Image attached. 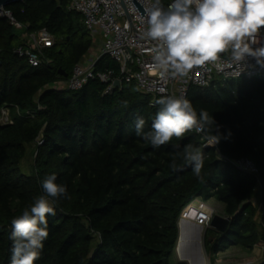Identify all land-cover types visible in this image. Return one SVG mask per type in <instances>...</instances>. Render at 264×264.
I'll list each match as a JSON object with an SVG mask.
<instances>
[{"label":"trees","instance_id":"trees-1","mask_svg":"<svg viewBox=\"0 0 264 264\" xmlns=\"http://www.w3.org/2000/svg\"><path fill=\"white\" fill-rule=\"evenodd\" d=\"M69 2L5 6L26 26L23 31L0 17V107L10 108L13 118L12 124H0V264H10L11 219L43 194L40 181L52 173L71 199L61 198L56 215L47 217L49 236L35 264H172L178 220L196 199L222 203L229 219L225 232L207 229L204 245L212 258L235 246L252 252L260 244L264 258V76L190 85L186 94L197 112L205 109L214 117L221 155L251 160L257 176L204 147L194 132L154 148L135 135L134 122L142 116L149 130L159 106L124 82L110 57L101 56L94 66L121 80L110 92L97 78L75 91L50 88L70 77L93 44ZM41 28L55 38L47 50L51 63L32 67L16 50L25 42L23 33ZM123 100L129 102L126 109L120 107ZM189 143L204 152L203 182L179 159L177 170L168 166ZM32 145L26 173L22 162Z\"/></svg>","mask_w":264,"mask_h":264},{"label":"clouds","instance_id":"clouds-1","mask_svg":"<svg viewBox=\"0 0 264 264\" xmlns=\"http://www.w3.org/2000/svg\"><path fill=\"white\" fill-rule=\"evenodd\" d=\"M144 36L155 42L151 49L154 73L172 78H188L195 68H220L223 54L241 65L248 57L264 68V0H148L144 6ZM123 100L120 107L126 109ZM159 110L149 130L146 120L137 117L135 135L154 148L180 140L194 132L208 141V146L220 142L219 126L205 109L199 112L183 95H162L155 100ZM179 147V145H173ZM192 166L194 176L201 175L205 155L201 147L191 143L173 156L170 169L177 170V160ZM55 173L41 181L43 194L10 221V264H35L40 259L48 238L49 215H56L55 205L61 198L71 199L67 186L58 184Z\"/></svg>","mask_w":264,"mask_h":264},{"label":"built area","instance_id":"built-area-1","mask_svg":"<svg viewBox=\"0 0 264 264\" xmlns=\"http://www.w3.org/2000/svg\"><path fill=\"white\" fill-rule=\"evenodd\" d=\"M144 8L148 0H137ZM171 0L162 3L166 6ZM68 10L78 13L82 17L83 24L94 39H100L99 55L95 60L84 64L83 61L75 65L70 77L58 81L50 86L55 90L75 91L83 87L89 80L99 79L107 84L106 93L116 87L112 73L95 72L94 66L97 60L106 55L119 65L122 79L126 83H133L143 94L151 96V105L155 103L157 96L183 95L186 97L190 85L205 87L216 80L221 82L229 79L253 78L264 76V68L257 65L254 58L248 57L241 65L230 61L228 54H223L220 68L212 67L211 71L206 68H195L188 78H172L170 75L161 76L153 71L151 49L155 42L144 36L146 23L131 0H70ZM0 17L6 18L10 25L16 30L23 31L26 26L16 20L11 11L5 7L0 8ZM25 42L16 50L24 56L32 67H39L51 63L47 50L54 46L55 38L46 29L23 33ZM264 39V34H262ZM84 60V59H83ZM16 113L20 115L18 109ZM28 117L33 119L34 115L28 112ZM13 123L10 108L0 107V124ZM203 146L213 148L218 155L230 162L236 168L258 175L256 165L249 159H227L221 155L218 144L208 146V141L200 135ZM40 143V142H38ZM196 201V202H194ZM187 205L181 212L178 220L204 225L208 228L216 210L208 202L196 199Z\"/></svg>","mask_w":264,"mask_h":264},{"label":"rangeland","instance_id":"rangeland-1","mask_svg":"<svg viewBox=\"0 0 264 264\" xmlns=\"http://www.w3.org/2000/svg\"><path fill=\"white\" fill-rule=\"evenodd\" d=\"M100 39H94L92 47L90 48L87 56L84 58L83 63L87 64L90 61L95 60V58L99 55L100 50ZM34 145L30 147V151L27 153L25 159L22 162V169L24 172L28 173L30 171L31 165L33 163V151ZM259 198L255 196L254 202L258 204ZM196 202V201H194ZM217 214L223 215L219 211H216ZM191 225H195L201 229L202 235V256L204 257L206 264H261L263 263L262 256V244L257 245L252 252H246L245 250L235 247L226 252L218 253L214 258L211 257L210 254L205 250V240L209 237L207 234L208 227L204 225H199L192 223ZM214 231H216L214 229ZM172 264H190L187 260L181 258L179 251L175 252L172 256Z\"/></svg>","mask_w":264,"mask_h":264},{"label":"water","instance_id":"water-1","mask_svg":"<svg viewBox=\"0 0 264 264\" xmlns=\"http://www.w3.org/2000/svg\"><path fill=\"white\" fill-rule=\"evenodd\" d=\"M18 1H22V0H0V8L1 7H5L9 4L18 2ZM133 2V4L135 5V7L137 8V10L139 11L140 15L142 17H144V8L143 6L137 1V0H131ZM58 73L63 75L64 77H67V74L62 71L61 69L58 70ZM115 85L119 86L120 83L119 81H115ZM192 222L188 221V225H187V230L189 233H191L193 231V229L195 228V225H191ZM229 224V219L227 217H225L224 215H220V214H215L211 220L210 226L215 229L218 232H225L227 227ZM198 238V242L197 239ZM180 240H181V228L179 227V237H178V241H177V246H176V251L178 252L179 247H180ZM193 241V242H191ZM195 241V242H194ZM203 248L202 245V235L197 234L196 232L193 233V240L190 239L189 241H187V243H185V245H183V250L184 253L191 257V256H196V258L202 256L201 250ZM164 264H165V260H163Z\"/></svg>","mask_w":264,"mask_h":264},{"label":"bare ground","instance_id":"bare-ground-1","mask_svg":"<svg viewBox=\"0 0 264 264\" xmlns=\"http://www.w3.org/2000/svg\"><path fill=\"white\" fill-rule=\"evenodd\" d=\"M187 225H188V221L187 220H183L181 221V224H180V228H181V240H180V247H179V254L181 256V258L187 260L190 264H206V261L204 259L203 256H200L198 258H196V256H187L185 253H184V250H183V245H185V243H187V241H189L190 239L193 240V233H197V234H200L201 233V229L199 227H196L194 226L195 228L193 229V231L191 233H189L187 230ZM197 242H198V238L196 239ZM193 242V241H191ZM195 242V241H194ZM201 253H202V250H201Z\"/></svg>","mask_w":264,"mask_h":264},{"label":"crops","instance_id":"crops-1","mask_svg":"<svg viewBox=\"0 0 264 264\" xmlns=\"http://www.w3.org/2000/svg\"><path fill=\"white\" fill-rule=\"evenodd\" d=\"M208 204H209L213 209H215L216 211H219L220 213H222V210H223V204H222V203H220V202H218V201L212 199V200H209V201H208ZM235 247H236V246H235ZM235 247H231V248H229L228 250H230V249H232V248H235ZM238 248H240V247H238ZM228 250H226V251H228ZM226 251H224V252H226ZM220 253H222V252H220Z\"/></svg>","mask_w":264,"mask_h":264}]
</instances>
